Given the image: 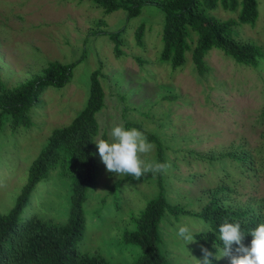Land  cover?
<instances>
[{"label": "rangeland", "instance_id": "rangeland-1", "mask_svg": "<svg viewBox=\"0 0 264 264\" xmlns=\"http://www.w3.org/2000/svg\"><path fill=\"white\" fill-rule=\"evenodd\" d=\"M243 1L238 0L236 10L224 8L222 0L213 10L203 4L201 8L220 21L237 22L231 36L258 47V66L236 64L213 49L205 58L207 71L200 74L191 52L186 54L185 65L175 70L160 61L165 16L156 5L143 7L141 15L127 23L126 11L105 14L91 0H0V84L17 87L42 76L51 63H80L65 88L44 91L30 112V128L14 130L12 118L3 119L0 214L7 215L17 206L30 168L53 133L85 110L92 75L100 71L106 97L105 107L97 115V138L109 139L114 124L138 125L161 140L171 167L166 174H154L146 181H125V175L109 173L98 154L100 170L84 204L86 228L78 252L100 257L107 264L138 263L140 247L125 243L124 236L136 231L132 217L159 195L162 185L169 207L160 222L161 255L170 264H195L194 258L201 259L202 245L195 236L208 232L211 225L185 211L199 212L207 192L219 186L234 189L242 204L251 200L264 203V153H257L264 147V0H257L254 26L238 21ZM142 24L144 36L139 41L136 33ZM122 30L118 58L113 42L100 33ZM241 149L254 158L252 174L244 176L229 159H220ZM196 154L218 160L210 162ZM141 159L158 161L155 147L141 154ZM69 208L70 180L51 170L31 194L20 219L35 216L62 225ZM179 226L190 228L193 242L185 244L177 236ZM207 249L216 254L213 247ZM223 261L228 260L213 259L212 264Z\"/></svg>", "mask_w": 264, "mask_h": 264}, {"label": "trees", "instance_id": "trees-1", "mask_svg": "<svg viewBox=\"0 0 264 264\" xmlns=\"http://www.w3.org/2000/svg\"><path fill=\"white\" fill-rule=\"evenodd\" d=\"M82 1V0H66ZM102 8L105 14L118 10L127 12V23L141 15L145 6H158L164 13L165 22L162 33L163 49L160 61L168 62L175 70L185 65L188 52L192 53L195 69L203 74L207 71L206 56L213 49L221 51L236 64L248 68H256L261 57L258 47L250 43H241L231 36L237 22L235 20L220 21L206 14L205 9L213 10L219 0H91ZM224 8L236 10L238 0H222ZM257 0H244L238 21L254 26L257 19ZM101 32L114 44L116 57L122 55V33ZM144 36V26L138 29L136 37L139 41ZM80 63L63 65L51 63L43 75L28 80L17 87L7 88L0 84V126L3 119L12 118L13 129L20 126L30 128L32 124L30 112L40 100L41 95L49 88L63 89L70 84L73 71ZM101 72L92 75L91 91L88 104L83 112L64 128L56 130L49 138L48 145L30 168L28 183L19 197L18 204L7 215L0 214V264H107L100 257H89L78 252V244L82 241L86 228L84 204L89 190L96 185L100 163L95 145L100 135V123L97 115L105 107V91L100 81ZM127 129L136 128L148 140L155 143L157 160L167 163L161 140L145 133L138 125H126ZM264 153V147L257 151ZM210 162L218 157H206L196 154ZM230 160L236 170L242 174H252V155L244 150L229 152L220 159ZM261 160V159H260ZM51 170H58L60 176L70 180V208L66 223L59 225L40 220L32 216L21 221L20 216L30 200L37 185L47 179ZM154 176L147 173L139 181H146ZM125 181H135L132 176L125 175ZM235 190L227 186H219L207 192V201L199 212L185 211L186 214L199 217L209 222L211 228L204 234L195 236L196 242L205 248L216 251L222 243L218 240L217 226L228 218L229 222H239L245 231L243 243L250 245L251 235L247 232L259 223H264L263 201L251 200L247 204L238 202ZM206 194V193H204ZM201 201L203 197L201 196ZM169 207L161 185L159 195L147 203L144 210L132 221L136 223V231L125 234L124 241L140 247L142 257L136 264H170L164 258L158 245L161 241L160 222ZM228 261H223L222 264ZM228 264V263H227Z\"/></svg>", "mask_w": 264, "mask_h": 264}, {"label": "clouds", "instance_id": "clouds-1", "mask_svg": "<svg viewBox=\"0 0 264 264\" xmlns=\"http://www.w3.org/2000/svg\"><path fill=\"white\" fill-rule=\"evenodd\" d=\"M94 143L109 173L130 175L139 180L147 173L166 174L171 167L169 163L141 159V154L150 153L155 145L144 133L136 128L126 129L123 123L111 127L109 139L97 138ZM217 229L222 247H216L214 255L201 246L202 258H194L195 264H212L213 259L222 257L227 258L228 264H264V223L247 231L252 237L249 246L243 243L245 231H242L239 222H229L228 218H224ZM177 236L185 244L194 241V234L187 226H179Z\"/></svg>", "mask_w": 264, "mask_h": 264}]
</instances>
